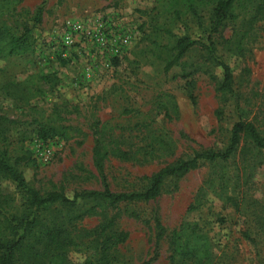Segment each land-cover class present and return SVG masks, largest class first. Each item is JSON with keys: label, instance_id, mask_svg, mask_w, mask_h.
Instances as JSON below:
<instances>
[{"label": "rangeland", "instance_id": "rangeland-1", "mask_svg": "<svg viewBox=\"0 0 264 264\" xmlns=\"http://www.w3.org/2000/svg\"><path fill=\"white\" fill-rule=\"evenodd\" d=\"M39 7L43 9L41 22L35 24ZM160 11L156 0H22L8 24L18 33L33 29L34 52L0 64V113L23 122L28 139L17 149L27 151L35 161L24 169V175L36 188L64 186L70 198L77 190L102 189L98 179L86 180L89 172L96 174L93 148L97 133L107 136L110 148L120 147L134 157L123 161L110 156L107 161L108 181L115 192L139 190L146 185L144 177L176 160L192 157L195 151L227 148L229 133L238 120L233 100L223 106L209 75L196 72L183 77L181 67L165 73L161 60L149 53L155 37L151 22ZM202 15L206 19L209 16ZM165 17L160 15L159 23ZM70 21L102 31L106 35L104 42H87L77 35L73 46H65L63 38ZM173 24L176 35L188 33L203 43V35L192 18ZM254 27V35L246 40L244 59L224 48L219 36L214 41L217 54L234 72L236 85L243 84L241 106L252 111L250 119L257 117L261 121L264 19ZM231 34L230 27L225 36ZM170 38L162 36V44ZM199 44L188 56L197 67L206 58ZM115 60H119L117 64ZM212 66L221 78V68ZM37 76L46 79L37 83L43 94L27 99L18 83ZM219 109L225 111L221 119L216 115ZM35 120L66 124L73 131L67 137L45 142L35 137ZM161 140L170 143L172 154L161 149ZM209 171L203 165L181 179L169 181L156 200L129 206V212L124 205L114 210V214L120 213L118 228L128 233V240L116 252V264H139L154 255L156 216L169 230L184 220H196L217 247L230 245L240 251L239 264H255L253 249L241 238L244 219L232 207L210 195L202 210L188 212ZM253 181L254 193L263 197L264 158ZM133 212L138 217L132 216ZM99 222L100 218L91 217L81 226L90 229ZM168 250V242L163 240L154 264H168Z\"/></svg>", "mask_w": 264, "mask_h": 264}, {"label": "trees", "instance_id": "trees-1", "mask_svg": "<svg viewBox=\"0 0 264 264\" xmlns=\"http://www.w3.org/2000/svg\"><path fill=\"white\" fill-rule=\"evenodd\" d=\"M156 2L161 11L151 22L155 37L149 53L161 60L165 73L181 67L183 77L196 72L209 75L223 106L233 100L238 120L229 133L227 148L224 151H195L192 157L176 160L152 176L144 177L146 185L139 190L115 192L108 181L107 161L110 156L123 161L134 157L130 151L120 147L110 148L106 143L107 136L97 133L93 148L96 174L89 172L86 180L98 179L102 189L77 190L70 198L64 186L38 189L26 180L24 169L35 161L27 151L17 149L28 139L22 129L23 122L0 113V264H116V252L128 240V233L118 228L120 213L114 214L113 211L124 205L129 212V206L156 200L169 181L181 179L203 165L210 168L209 175L188 212L202 210L207 206L210 195L226 207H232L244 219L241 238L253 249L255 264H264V196L260 198L254 193L253 181L264 158V118L261 121L257 117L250 119L252 111L241 106L243 84L236 85L234 72L217 54L214 41V37L219 36L224 48H229L239 59L246 58V40L249 35H254V25L264 19V0ZM21 3L22 0H0V64L34 52L33 29L26 28L18 33L8 24L11 18H15ZM42 11L39 7L35 24H40ZM204 13L209 15L207 19L202 15ZM160 15L166 16L162 23L157 19ZM185 17L196 22L203 35V43L199 44L188 33H174L173 22L186 20ZM230 27L232 34L226 37L225 32ZM164 35L172 38L162 44L161 37ZM198 44L206 53V58L197 67L188 56ZM118 61L115 60V63ZM133 62L139 64L138 61ZM211 66L221 68V78ZM245 71L249 74L248 69ZM40 79L46 80L37 76L18 83L27 99L43 94L37 85ZM224 114V109L216 112L219 119ZM32 124L35 137L45 142L67 137L73 131L70 126L54 121L35 120ZM160 145L167 153H173L169 142L161 140ZM136 214L133 212L132 216L138 217ZM91 217L100 218L99 224L90 229L82 227V222ZM154 227V255L139 264H154L163 240L168 242V264H239L241 261L242 254L235 246L217 247L196 220H184L178 227L169 230L156 216ZM75 254L80 257L74 258Z\"/></svg>", "mask_w": 264, "mask_h": 264}, {"label": "built area", "instance_id": "built-area-1", "mask_svg": "<svg viewBox=\"0 0 264 264\" xmlns=\"http://www.w3.org/2000/svg\"><path fill=\"white\" fill-rule=\"evenodd\" d=\"M68 31L64 35L63 42L64 45L67 47H71L75 44L76 42V37L77 35H80L81 38L84 41L87 42H94V43H102L105 40L104 33L100 30H93L85 27L83 24L75 22V21H70L67 24ZM127 42V40H125Z\"/></svg>", "mask_w": 264, "mask_h": 264}]
</instances>
